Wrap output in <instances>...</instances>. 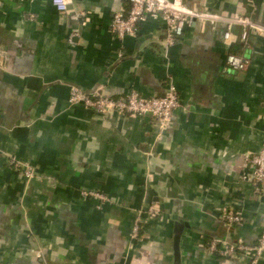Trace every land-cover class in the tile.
Listing matches in <instances>:
<instances>
[{
	"label": "crops",
	"instance_id": "0c3cea01",
	"mask_svg": "<svg viewBox=\"0 0 264 264\" xmlns=\"http://www.w3.org/2000/svg\"><path fill=\"white\" fill-rule=\"evenodd\" d=\"M184 2L264 25V0ZM125 9L124 0H71L59 14L50 0H0V264H176L178 225L177 264H252L207 246L253 244L264 226V192L251 189L246 160L264 148V35L242 47L238 27L227 42L224 24L193 22L166 47L164 21L148 17L118 39L111 19ZM229 53L247 68H227ZM169 84L181 106L162 133L150 116L69 103L71 86L149 98ZM225 211L243 221L223 224Z\"/></svg>",
	"mask_w": 264,
	"mask_h": 264
},
{
	"label": "built area",
	"instance_id": "2783aa9c",
	"mask_svg": "<svg viewBox=\"0 0 264 264\" xmlns=\"http://www.w3.org/2000/svg\"><path fill=\"white\" fill-rule=\"evenodd\" d=\"M70 2L71 0H50L52 7L59 14L67 11ZM124 3L126 9L114 13L111 19V31L118 39L137 35L139 25L148 17H160L164 21L166 47L179 43L185 28L193 22L210 23L212 27L218 23L224 24L226 28L224 39L227 42L232 40V29L238 27V38L242 47H246L251 34L264 35V25L259 24L250 16L220 15L201 7H188L184 0H124ZM28 17L30 20L34 19L32 15ZM76 18L85 24L86 13L78 12ZM248 64L249 60L243 55L229 53L225 57L226 67L234 72L244 71ZM69 103L82 106L105 117L150 116L159 133L169 128L173 112L181 106L177 91L172 84L166 87L162 96L149 98H144L135 91H130L122 97L112 98L98 91L85 92L76 86H71L69 88ZM246 160L251 166V180L249 181L251 189L256 193L264 192V148L247 155ZM9 163L14 168L21 170L26 179L34 177V172L28 165L20 163L15 158H11ZM92 195L95 196V194ZM158 212V206L155 203L151 204L147 208V218L152 219ZM220 220L225 225L236 226L243 221V217L238 212L225 211L220 216ZM138 232L139 226L135 224L131 240L138 239ZM207 249L210 253L220 254L224 257L248 256L251 263L254 264L264 252V226L253 244H244L239 241L228 242L224 239L214 238L208 243Z\"/></svg>",
	"mask_w": 264,
	"mask_h": 264
},
{
	"label": "water",
	"instance_id": "95a60500",
	"mask_svg": "<svg viewBox=\"0 0 264 264\" xmlns=\"http://www.w3.org/2000/svg\"><path fill=\"white\" fill-rule=\"evenodd\" d=\"M180 231H181V225H178L176 230H175V235H174V239H173L174 256H175L176 264L178 263V242H179Z\"/></svg>",
	"mask_w": 264,
	"mask_h": 264
}]
</instances>
